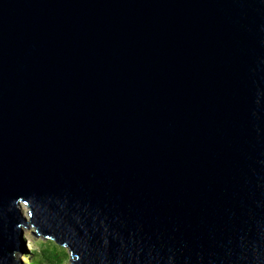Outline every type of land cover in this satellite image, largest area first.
I'll return each instance as SVG.
<instances>
[{"label": "water", "instance_id": "obj_1", "mask_svg": "<svg viewBox=\"0 0 264 264\" xmlns=\"http://www.w3.org/2000/svg\"><path fill=\"white\" fill-rule=\"evenodd\" d=\"M31 227L73 264H264V0H0V264Z\"/></svg>", "mask_w": 264, "mask_h": 264}, {"label": "rangeland", "instance_id": "obj_2", "mask_svg": "<svg viewBox=\"0 0 264 264\" xmlns=\"http://www.w3.org/2000/svg\"><path fill=\"white\" fill-rule=\"evenodd\" d=\"M24 213L29 219V208L24 206ZM35 229L33 227L26 229L24 228V239L26 241V245L22 248L23 252L19 255V260H21L22 264L29 263V256L31 253L32 258H34V253L41 249V245L48 243V239H44L42 236H37L34 234ZM53 243V242H52ZM48 243L49 248L53 249L55 247L57 252L65 254L64 258L61 259L62 264H73L71 261L75 258L72 257L70 250L66 247L62 248L56 244Z\"/></svg>", "mask_w": 264, "mask_h": 264}, {"label": "trees", "instance_id": "obj_3", "mask_svg": "<svg viewBox=\"0 0 264 264\" xmlns=\"http://www.w3.org/2000/svg\"><path fill=\"white\" fill-rule=\"evenodd\" d=\"M52 242L53 241L48 239V243ZM48 243L41 245V249L34 253V258L31 257V255H33L31 253V255L29 256L28 264H62L61 259L64 258L65 254L57 252V249L55 247H53V249H50ZM52 244L56 243L53 242Z\"/></svg>", "mask_w": 264, "mask_h": 264}]
</instances>
